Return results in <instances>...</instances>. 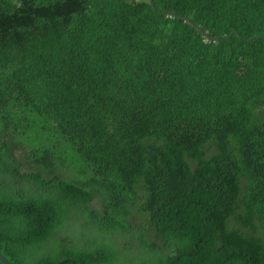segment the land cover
<instances>
[{
  "label": "trees",
  "instance_id": "16d2710c",
  "mask_svg": "<svg viewBox=\"0 0 264 264\" xmlns=\"http://www.w3.org/2000/svg\"><path fill=\"white\" fill-rule=\"evenodd\" d=\"M154 2L0 0L11 264H264V0Z\"/></svg>",
  "mask_w": 264,
  "mask_h": 264
},
{
  "label": "clouds",
  "instance_id": "9594fccd",
  "mask_svg": "<svg viewBox=\"0 0 264 264\" xmlns=\"http://www.w3.org/2000/svg\"><path fill=\"white\" fill-rule=\"evenodd\" d=\"M150 2H151V0H150ZM153 2H154V0H153ZM151 5H152V2H151ZM155 6V7H154ZM154 6L152 5V7H153V9L155 10V11H159V9H157V7H156V5H155V2H154ZM162 13H164V14H167L169 17H171V18H175V17H177V18H180V19H182V20H184L186 23H188L185 19L186 18H188L193 24H190V23H188V24H190L191 26H193L194 28H196L197 29V27H200V26H198L195 22H193L189 17H186V16H183V15H180V12H178V11H161ZM201 28V27H200ZM198 30V29H197ZM201 30L202 31H200V30H198L201 34H203V36L205 37V38H207L208 40H214V38L212 37V36H210V34L207 32V31H205V30H203L202 28H201ZM205 32H207L208 34H209V36L210 37H212L213 39H209L208 37H206L205 35H204V33ZM234 34V32L231 34V35H229L227 38H230L232 35ZM239 37L241 38V36L239 35ZM254 38H256V39H264V33H259V34H257L256 35V37H253L252 39H250V40H253Z\"/></svg>",
  "mask_w": 264,
  "mask_h": 264
},
{
  "label": "water",
  "instance_id": "95a60500",
  "mask_svg": "<svg viewBox=\"0 0 264 264\" xmlns=\"http://www.w3.org/2000/svg\"><path fill=\"white\" fill-rule=\"evenodd\" d=\"M152 2V5L154 6V2L153 0H151ZM155 7V6H154ZM188 23L190 24H193L188 18L185 19ZM198 30L202 31L200 27H197ZM204 35L206 37H208L209 39H213L212 37L209 36V34L207 32L204 33ZM71 261V259H67V260H64L63 262H60V263H55V264H61V263H64V262H69ZM0 262L2 264H11L8 259L4 256V254L0 251ZM48 264H54V263H48ZM75 264V263H74Z\"/></svg>",
  "mask_w": 264,
  "mask_h": 264
},
{
  "label": "rangeland",
  "instance_id": "374dc122",
  "mask_svg": "<svg viewBox=\"0 0 264 264\" xmlns=\"http://www.w3.org/2000/svg\"><path fill=\"white\" fill-rule=\"evenodd\" d=\"M141 220H137V222H135V227H138V222H140ZM92 234H94V231H92Z\"/></svg>",
  "mask_w": 264,
  "mask_h": 264
}]
</instances>
